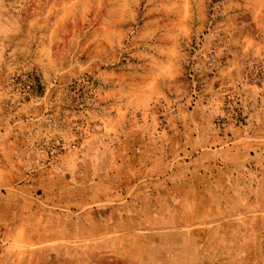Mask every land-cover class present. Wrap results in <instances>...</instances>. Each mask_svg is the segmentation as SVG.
Segmentation results:
<instances>
[{"label": "rangeland", "instance_id": "374dc122", "mask_svg": "<svg viewBox=\"0 0 264 264\" xmlns=\"http://www.w3.org/2000/svg\"><path fill=\"white\" fill-rule=\"evenodd\" d=\"M0 264H264V0H0Z\"/></svg>", "mask_w": 264, "mask_h": 264}]
</instances>
